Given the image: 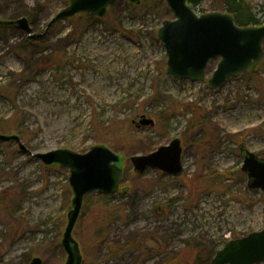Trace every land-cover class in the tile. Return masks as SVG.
<instances>
[{"label":"rangeland","instance_id":"obj_1","mask_svg":"<svg viewBox=\"0 0 264 264\" xmlns=\"http://www.w3.org/2000/svg\"><path fill=\"white\" fill-rule=\"evenodd\" d=\"M264 25V0H246ZM64 0H0V19L26 8L35 32ZM227 12L203 0L198 14ZM14 19V18H13ZM174 19L166 2L117 1L103 18L76 16L29 40L0 26V133L18 132L33 153L86 152L102 142L124 158V181L104 199L86 198L75 230L84 264H211L197 256L264 229V191L249 187L240 147L264 156V59L221 89L175 79L158 38ZM211 61L207 79L216 69ZM146 115L155 125L138 127ZM181 138L182 177L134 172L130 157ZM109 196V195H108ZM72 191L69 169L48 167L17 143L0 141V264L66 260L61 240ZM264 264V263H259Z\"/></svg>","mask_w":264,"mask_h":264},{"label":"water","instance_id":"obj_2","mask_svg":"<svg viewBox=\"0 0 264 264\" xmlns=\"http://www.w3.org/2000/svg\"><path fill=\"white\" fill-rule=\"evenodd\" d=\"M118 0H68L49 22L44 32H35L27 17L0 19V26L15 27L28 35L29 40L45 37L51 26L60 20L76 16L92 15L103 18ZM140 5L144 0H126ZM166 2L174 19L163 22L158 38L167 52V73L175 79L203 82L211 61L218 60L213 75L207 79L213 89L222 88L230 77H240L254 72L264 59V25L237 24L233 14L212 11L195 12L189 0H158ZM138 127L154 126L155 121L146 115L134 121ZM0 141L15 142L19 149L31 154L48 167L69 169V185L72 191L67 224L61 244L66 254L62 264H84L83 249L75 237V229L82 214L86 197L93 192L110 195L127 191L122 187L125 168L123 155L105 143L98 142L86 152L59 148L44 153H33L16 132L0 133ZM183 142L174 138L169 144L143 155L130 157L134 172L138 175L147 170H159L175 177L184 174ZM244 158L242 171L248 176L252 189L264 191V156L241 145ZM264 263V229L247 236L230 240L211 259V264H256ZM29 264H44L41 257H34Z\"/></svg>","mask_w":264,"mask_h":264},{"label":"trees","instance_id":"obj_3","mask_svg":"<svg viewBox=\"0 0 264 264\" xmlns=\"http://www.w3.org/2000/svg\"><path fill=\"white\" fill-rule=\"evenodd\" d=\"M202 1L203 0H189V3L196 10V8L200 6ZM64 3H67V0H64ZM223 3L226 7V11L234 15L237 24L241 26L261 24L260 20L257 19L255 14L253 13L252 6L246 0H223ZM262 13H264V11ZM24 16L30 20L33 28L34 26L37 27L38 13H36L35 9L26 8V10L22 12H17L13 14V17L11 18L17 19V18L24 17ZM100 196L104 199L110 198V195L108 196V195L101 194ZM212 254H215V253L213 252L206 253L205 251H203L197 256V259H199L200 261L203 259L206 260V258L208 257L209 259L212 256ZM185 264H188V263L185 261Z\"/></svg>","mask_w":264,"mask_h":264},{"label":"flooded vegetation","instance_id":"obj_4","mask_svg":"<svg viewBox=\"0 0 264 264\" xmlns=\"http://www.w3.org/2000/svg\"><path fill=\"white\" fill-rule=\"evenodd\" d=\"M260 157H263V156L260 155Z\"/></svg>","mask_w":264,"mask_h":264}]
</instances>
